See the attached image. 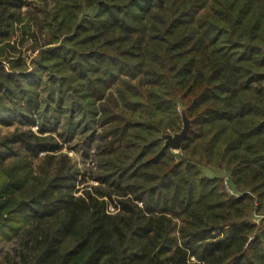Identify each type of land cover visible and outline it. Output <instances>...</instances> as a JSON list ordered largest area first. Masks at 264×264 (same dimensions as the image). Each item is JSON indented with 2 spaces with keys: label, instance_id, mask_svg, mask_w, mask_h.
<instances>
[{
  "label": "trees",
  "instance_id": "obj_1",
  "mask_svg": "<svg viewBox=\"0 0 264 264\" xmlns=\"http://www.w3.org/2000/svg\"><path fill=\"white\" fill-rule=\"evenodd\" d=\"M0 264H264V0H0Z\"/></svg>",
  "mask_w": 264,
  "mask_h": 264
},
{
  "label": "rangeland",
  "instance_id": "obj_2",
  "mask_svg": "<svg viewBox=\"0 0 264 264\" xmlns=\"http://www.w3.org/2000/svg\"><path fill=\"white\" fill-rule=\"evenodd\" d=\"M33 1H35V0H33ZM17 44H18V40H17ZM31 47H32V45H31V42L30 41H25V42H23L22 44H19V46H18V49H19V51L21 50V52H22V57H23V60H26L27 61V63L29 64V62H30V59L31 58H33L35 55H36V53L37 52H31ZM30 70H31V68H29ZM179 113H180V116H181V120H182V129L184 128V118L186 117V114H185V112H184V110H183V108H181V107H179ZM186 119V118H185ZM32 129L34 130V131H37V127H32ZM182 131V130H181ZM180 131V132H181ZM179 132V133H180ZM178 133H173V132H167L166 134H164L163 135V137H167V138H165V139H170V138H173L175 135H177ZM165 141V140H164ZM171 151H174V152H177V151H179V149H177V150H173V149H170ZM64 152H66L67 153V155L70 157V158H72L76 163H77V167L78 168H80V169H82L84 166H86L87 164H89L90 163V160H88L87 162H86V164L85 165H83L82 164V159H81V154L80 153H78V152H74V151H72V150H70V149H64ZM91 166L93 165V164H90ZM203 174L205 175V176H207V177H213V176H216V177H219V178H222V183H223V186H224V189H225V191L228 193V194H230V195H233V196H237V194L234 192V190L232 189V185H231V182L229 181V179L227 178L228 176H227V174L224 172V171H222V170H218V171H210V170H208V169H206V168H203ZM92 184H94V182L93 181H90V182H88V186H90V185H92ZM80 187H82V186H80Z\"/></svg>",
  "mask_w": 264,
  "mask_h": 264
},
{
  "label": "water",
  "instance_id": "obj_3",
  "mask_svg": "<svg viewBox=\"0 0 264 264\" xmlns=\"http://www.w3.org/2000/svg\"><path fill=\"white\" fill-rule=\"evenodd\" d=\"M186 118V117H185ZM184 118V128L182 129V131L180 133H178L177 135H175L173 138L170 139H165L167 137H163V139L165 140V146L169 147L170 149H179L182 140L186 137L187 135V131H188V121L187 119Z\"/></svg>",
  "mask_w": 264,
  "mask_h": 264
}]
</instances>
